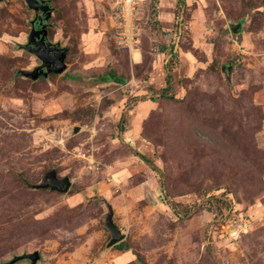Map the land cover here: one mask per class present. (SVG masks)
Wrapping results in <instances>:
<instances>
[{"label": "rangeland", "instance_id": "rangeland-1", "mask_svg": "<svg viewBox=\"0 0 264 264\" xmlns=\"http://www.w3.org/2000/svg\"><path fill=\"white\" fill-rule=\"evenodd\" d=\"M47 1L67 68L35 80L0 1V264H264V0Z\"/></svg>", "mask_w": 264, "mask_h": 264}, {"label": "water", "instance_id": "water-1", "mask_svg": "<svg viewBox=\"0 0 264 264\" xmlns=\"http://www.w3.org/2000/svg\"><path fill=\"white\" fill-rule=\"evenodd\" d=\"M3 1V0H0ZM28 6L32 8L37 14L38 12H44V17H40L41 28L37 29L34 25L35 20L32 21V30L28 36V42L22 44L21 46L29 51L34 52L42 61L41 64L36 66L34 69H22L20 72L23 76L30 77L32 79H38L41 74L48 76L50 73H62L67 68L66 57L67 48L61 46L59 43H52L47 40L48 38V24L44 23V20H49L52 16V7L47 0H26ZM234 31L237 28L234 24L231 25ZM240 26V24H239ZM53 52V53H52ZM49 179L44 180L39 186L40 187H51L58 188L59 190H68L71 182L68 178L65 180H60L56 177L53 171L48 175ZM110 211H112V206H110ZM109 229L113 235V240L110 241L109 245L113 242L120 241L124 238V234L121 229L113 222V217H109ZM21 259H30L32 264L37 263L40 259V253L38 250L30 253H24L14 256L13 259L3 263V264H13Z\"/></svg>", "mask_w": 264, "mask_h": 264}, {"label": "built area", "instance_id": "built-area-1", "mask_svg": "<svg viewBox=\"0 0 264 264\" xmlns=\"http://www.w3.org/2000/svg\"><path fill=\"white\" fill-rule=\"evenodd\" d=\"M134 10H135V4L133 0H123V5H122V14L126 19V23H129V28L132 27L131 21L133 20L132 15H134ZM127 28L128 30H130ZM128 34L130 35V32L128 31ZM128 35V41L130 40V37ZM132 43L134 39L131 40ZM129 43V42H128Z\"/></svg>", "mask_w": 264, "mask_h": 264}, {"label": "flooded vegetation", "instance_id": "flooded-vegetation-1", "mask_svg": "<svg viewBox=\"0 0 264 264\" xmlns=\"http://www.w3.org/2000/svg\"><path fill=\"white\" fill-rule=\"evenodd\" d=\"M51 5V4H50ZM52 7V6H51ZM37 14V13H36ZM44 12H42V11H39L38 12V18L37 19H35V23H34V25L36 26V28L37 29H40L41 28V24H40V17H44ZM44 23H47L48 24V26H47V28H49V20H44ZM47 40L49 41V39L47 38ZM53 53V52H52ZM42 62V61H41Z\"/></svg>", "mask_w": 264, "mask_h": 264}, {"label": "trees", "instance_id": "trees-1", "mask_svg": "<svg viewBox=\"0 0 264 264\" xmlns=\"http://www.w3.org/2000/svg\"><path fill=\"white\" fill-rule=\"evenodd\" d=\"M42 76H44V74H41L40 75V77H42ZM110 77H114V78H116L118 81H123V78L122 77H119V76H117L113 71H110V75H109ZM39 77V78H40ZM32 79V78H31ZM37 187H38V185H37ZM40 187V186H39ZM43 188H46V187H43Z\"/></svg>", "mask_w": 264, "mask_h": 264}]
</instances>
